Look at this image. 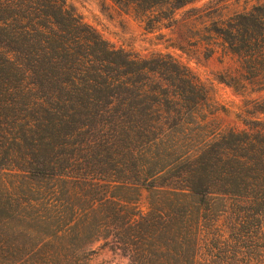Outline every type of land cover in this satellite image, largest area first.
Masks as SVG:
<instances>
[{
    "label": "trees",
    "instance_id": "1",
    "mask_svg": "<svg viewBox=\"0 0 264 264\" xmlns=\"http://www.w3.org/2000/svg\"><path fill=\"white\" fill-rule=\"evenodd\" d=\"M110 1L154 33L204 0ZM222 25L239 67L220 81L264 93V0ZM167 59L114 48L64 0H0V264H264V122L224 127Z\"/></svg>",
    "mask_w": 264,
    "mask_h": 264
},
{
    "label": "rangeland",
    "instance_id": "2",
    "mask_svg": "<svg viewBox=\"0 0 264 264\" xmlns=\"http://www.w3.org/2000/svg\"><path fill=\"white\" fill-rule=\"evenodd\" d=\"M64 1L114 48L124 49L146 61L166 64L170 62L167 58H171V62L189 70L209 92L219 109L218 122L224 127L246 129L247 123L242 120L264 122V113H256L252 109V102L259 98L264 100V93L239 95L220 81L224 73L229 69L236 70L239 63L226 54L222 36L213 33L215 23L226 26L235 14L251 10L260 0L196 2L176 13L177 22L172 28L154 33H148L144 24L119 11L110 0ZM248 108L255 114L247 115L245 111ZM237 116H242V119ZM90 264L129 263L118 254L101 250Z\"/></svg>",
    "mask_w": 264,
    "mask_h": 264
}]
</instances>
